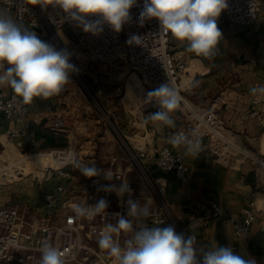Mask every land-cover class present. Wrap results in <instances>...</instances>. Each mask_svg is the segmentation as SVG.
<instances>
[{
    "label": "built area",
    "instance_id": "obj_1",
    "mask_svg": "<svg viewBox=\"0 0 264 264\" xmlns=\"http://www.w3.org/2000/svg\"><path fill=\"white\" fill-rule=\"evenodd\" d=\"M23 0H14L11 12L20 22L27 21L31 26L50 34L60 42V32L68 27H76L74 22L66 18V14L58 8L50 11L42 10L40 6H29L31 12L21 13ZM145 0H137L136 5L130 9V20L126 22L119 33L107 25H103V32L98 35L86 33L82 27L72 40V47L76 50L77 59L86 63L105 62L110 65L127 62L136 72L142 82V87L135 88L129 104L128 113L132 115L129 124L136 130L146 125L143 123L145 113L149 109L160 110V106L153 101L144 104L143 100L149 91L154 90L165 82L181 96V107L175 113L182 127L178 132L189 136L195 134L201 140L203 150L215 160L231 166L236 142L231 130L232 114L234 112L248 111L258 123L264 124V112L249 108L247 94L237 92L231 87L225 88L214 97L209 105H198L180 93L182 75L188 72L189 64L183 53L175 54L172 51L171 34L161 30L156 19L145 20L141 25L140 13ZM227 8L222 11L225 18L235 24L250 28L259 20L264 8V0H227ZM96 20L98 17H87ZM139 35L143 39L142 45L128 44L131 35ZM63 49L64 46L60 45ZM74 57H70V60ZM74 81L80 88L83 96L93 103L100 116L105 130L114 133L121 148V155H113L109 165L114 173L111 182L103 175L92 177L89 185L94 189V196L87 202L94 205L100 199L108 202L106 216L98 215L93 220L77 219L69 205V192L67 185L59 184L57 193L48 192L45 195L44 205L57 210L56 217L40 218L36 220V213L20 204L0 205V264H39L41 243L45 240L53 243L64 253L65 264H112L105 252L98 246L99 232L108 222L115 223V214L127 217L126 199H119L118 204H112L113 192L101 189L102 185L113 183L120 185L121 180H127L129 173L136 172L139 178L138 188L130 186L133 198L141 205L147 204L152 215L145 221L147 226L173 225L177 233L186 237L183 221L187 213L176 212L168 200V186L170 172H175L182 186L190 181V165L187 155L181 149H173L169 145H157L144 139L134 140L119 126L118 121L111 112L97 101L90 85L81 79L80 72H74ZM13 92L4 94L0 92V114H4L12 122L6 130L0 120V187L22 178L29 168L28 156L25 150L30 138V111L31 105H23L13 99ZM155 132V129L150 130ZM5 136V142L2 137ZM72 139L71 146L56 153H48L49 164L44 169L47 178L59 171L62 176H74L75 161L86 162L92 148L87 144L76 145ZM7 144V145H6ZM237 150L249 156L256 166H262L263 171L258 172L259 179L254 184L250 194L252 200L245 206L239 215H224L220 206L211 202L212 217L222 219L227 226H231L239 236H247L256 221L260 222L264 230V154L249 149L246 146H237ZM198 154V155H199ZM19 156V158H18ZM156 169L162 174H156ZM89 189V190H92ZM206 204L200 203L199 208L205 209ZM190 213L195 211L190 206ZM123 237L121 238V242ZM198 258V257H197Z\"/></svg>",
    "mask_w": 264,
    "mask_h": 264
},
{
    "label": "crops",
    "instance_id": "obj_2",
    "mask_svg": "<svg viewBox=\"0 0 264 264\" xmlns=\"http://www.w3.org/2000/svg\"><path fill=\"white\" fill-rule=\"evenodd\" d=\"M22 23L42 41L57 50L63 49L47 32L34 28L27 21ZM217 26L222 33V40L218 45L217 55L211 60L187 53L185 44L171 36L172 51L175 54L183 53L189 64L188 72L184 73L180 80V93L192 102L205 106L225 88L231 87L249 96L247 98L250 109L264 112V97L253 96L249 91L252 87L264 85V8L259 20L249 29L229 22L222 12L217 18ZM79 28L68 27L60 32V43L71 54L70 57L78 56L72 47V40ZM115 64L93 62L85 65V73L91 84H94L97 101L99 95L101 101L105 99L112 103V110L109 111L130 138L142 141L153 139V144L169 145L173 148L169 137L182 127L175 114L176 127L173 129L159 127L153 123L140 130L131 127L129 123L132 115L128 113L130 105L125 104V96L118 97L119 86L114 88L112 80L106 79L111 73L110 67ZM124 66L126 65H120ZM71 74L69 84L59 95L48 100L37 98L31 104L30 138L25 150V155L28 156L27 164L32 168L31 173L0 187V205L26 206L36 213V220L52 218L54 222H59L56 217L57 210L44 205L46 193L56 194L59 184L69 186L65 199L68 198L70 206L89 202L95 194L89 185L91 178L82 176L75 166H69V169L75 168L72 178L62 176L59 171H54V175L47 178L44 169L47 168L49 156L44 154H54L70 147L72 139H75L77 146L87 144L92 148L86 162H93L99 169L105 170L110 168L111 156L122 153L114 133L105 130L93 103L83 96ZM194 82L196 86H193ZM0 92L9 94L12 90L4 87L0 88ZM111 95L116 98L110 101L115 102L107 99ZM155 112L156 109H149L145 116ZM231 117L232 137L236 142L231 166L215 160L206 152L195 158L187 155L190 165L189 184L182 186L175 172H170L167 197L176 212L188 214L182 225L186 237L195 235L198 249H207L212 244L231 246L237 254L245 258L253 257L257 264H264V230L259 221L253 224L247 236H239L222 219L212 217V201L220 206L224 215H239L253 199L250 191L259 179L257 170L263 171L262 166L256 170L251 158L241 154L237 146L243 145L264 154V124L258 123L248 111L234 112ZM0 120L5 130L12 125L4 114H0ZM152 129H155V132L150 131ZM5 139L3 136L4 142ZM156 174L162 172L156 169ZM138 180L136 172L132 171L126 181L130 186L138 188ZM119 199L113 192L111 203L118 204ZM200 203L206 204L207 207L199 208ZM190 206L195 207L192 213L188 211ZM163 226L166 225H161ZM197 257L200 258L199 252Z\"/></svg>",
    "mask_w": 264,
    "mask_h": 264
},
{
    "label": "clouds",
    "instance_id": "obj_3",
    "mask_svg": "<svg viewBox=\"0 0 264 264\" xmlns=\"http://www.w3.org/2000/svg\"><path fill=\"white\" fill-rule=\"evenodd\" d=\"M136 3L137 0H23L19 12L30 14L29 6L38 5L46 10L52 5L84 32L98 35L103 32L105 23L119 33L130 20V9ZM13 4L14 0H0V88H10L14 100L31 105L37 98L48 100L64 91L70 73L76 68L69 62L71 54L66 49L57 50L42 41L11 13ZM227 6V0H145L139 19L141 25L145 20H158L161 30L185 44L187 53L211 60L217 55L222 40L217 18ZM90 16L98 19H87ZM127 43L142 45L143 39L133 34ZM249 91L253 96L264 97V85ZM181 100L169 81L160 84L143 100L144 104L155 101L160 110L145 116L143 123L175 128L174 114L180 109ZM169 143L193 158L203 150L195 134L177 132L169 137ZM75 167L87 178L103 175L111 182L116 176L111 169L101 170L93 162L75 161ZM121 181L119 186L109 183L100 189L114 192L122 201L127 197L128 218L115 214L116 222H108L98 235V246L112 264H257L255 258H245L231 246L212 244L207 249H198L195 235L185 237L177 233L173 225L147 226L145 221L152 215L150 207L134 199L128 181ZM108 206L104 199L94 205L75 203L72 212L77 219L91 221L98 215L106 216ZM38 251L39 264H65L64 253L47 240Z\"/></svg>",
    "mask_w": 264,
    "mask_h": 264
},
{
    "label": "rangeland",
    "instance_id": "obj_4",
    "mask_svg": "<svg viewBox=\"0 0 264 264\" xmlns=\"http://www.w3.org/2000/svg\"><path fill=\"white\" fill-rule=\"evenodd\" d=\"M50 11H52L54 9V7L52 5H49L47 7ZM241 26V28L245 29V26L238 24ZM59 44V46L61 45L60 42H57ZM70 63H72L73 65H75L76 71L74 72H80L81 73V79L86 82L87 85H90L94 94H95V88H94V84H91V80L88 78V76L85 73V65H90L91 63H86V62H82L77 59V56H75L74 58H72L71 60H69ZM125 64L126 66L124 67H120V65ZM111 73L108 74V77L106 78L107 80H112V85L114 86V88L118 85L119 86V93L120 95L118 97H124V102L125 104L128 106L131 103L132 100V96L135 93V88L140 86L142 87V82L138 76V74L136 72H134V70L131 68V66L127 63V62H120V63H116L114 66L110 67ZM74 72H72V77H74ZM120 75V77H119ZM89 79V80H88ZM112 86V87H113ZM113 88V89H114ZM95 96H97L95 94ZM116 97L113 95L108 96L107 99L110 100H114ZM97 99V98H96ZM103 101H101V97H99L98 95V102L100 101L101 104L105 105L108 110H112L111 106L112 103H108L105 99H102ZM104 102V103H103ZM110 102H115V101H110ZM49 160V159H48ZM49 164V162H48ZM32 170V168H27V172H30Z\"/></svg>",
    "mask_w": 264,
    "mask_h": 264
},
{
    "label": "bare ground",
    "instance_id": "obj_5",
    "mask_svg": "<svg viewBox=\"0 0 264 264\" xmlns=\"http://www.w3.org/2000/svg\"><path fill=\"white\" fill-rule=\"evenodd\" d=\"M188 70H189V68H188Z\"/></svg>",
    "mask_w": 264,
    "mask_h": 264
}]
</instances>
